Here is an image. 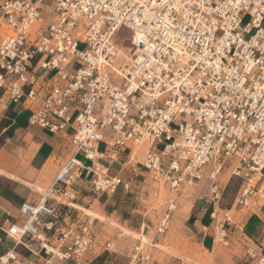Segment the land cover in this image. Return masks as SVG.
Segmentation results:
<instances>
[{
    "label": "built area",
    "instance_id": "obj_1",
    "mask_svg": "<svg viewBox=\"0 0 264 264\" xmlns=\"http://www.w3.org/2000/svg\"><path fill=\"white\" fill-rule=\"evenodd\" d=\"M0 90L27 108L39 101L28 124L73 149L49 190L0 227L12 242L0 264H33L17 247L83 264L102 221L68 205L57 215L48 200L59 191L73 201L80 182L95 195L130 193L132 181L111 168L141 148L139 167L167 192L154 238L202 180L211 204L203 233L217 246L240 229L236 215L264 208V0H0ZM225 171L239 184L220 208ZM153 249L142 231L124 264H153Z\"/></svg>",
    "mask_w": 264,
    "mask_h": 264
},
{
    "label": "crops",
    "instance_id": "obj_2",
    "mask_svg": "<svg viewBox=\"0 0 264 264\" xmlns=\"http://www.w3.org/2000/svg\"><path fill=\"white\" fill-rule=\"evenodd\" d=\"M39 104L38 101L31 108H27L22 102L12 103L0 90V227L5 221L14 222L16 220L18 210L24 202L36 203L39 195L49 190L62 164L73 153L68 138L51 134L28 124L31 111ZM144 152L145 150L141 148L137 154L142 158ZM122 160V168L116 173L119 172L123 179L132 181L133 186L134 179L144 178L143 175L146 173L136 167L140 162L134 161L133 163V160L128 162L124 156ZM231 178L234 177L229 176L222 186L223 191ZM73 191L76 193L73 201L58 196L59 191L51 195L52 199L48 200V204L56 210L57 215L65 213L67 205L106 219L116 215L114 209H116L117 201L113 198V194L95 195L85 182H80ZM222 198L219 207H229L232 201L227 206H222ZM210 211L211 204L208 199L205 203L193 204L184 215L187 235L192 239V244L196 245L200 251L211 255L212 264H262L264 261V208L244 217L235 216L241 230L235 231L229 237V244L225 248L213 244L210 236L203 233V229L210 222ZM116 216L117 222L120 217ZM103 223V221L97 223L96 242L83 255L82 263L124 264L129 250H122V243L118 245L119 240H115L117 233L112 234ZM123 224L126 230L135 235H139L145 228H148L143 221L128 220ZM110 241H113L114 247L112 250L105 251L103 246ZM154 244L157 249L160 243L154 241ZM11 247L12 242L0 229V254ZM36 247V243H33L32 248L36 249ZM156 249H153V264H159L154 260L160 256ZM16 252L29 258L33 264H52L46 263L44 256L32 255L22 247H17ZM248 253L253 257L248 256ZM163 262L174 264L167 257L163 259Z\"/></svg>",
    "mask_w": 264,
    "mask_h": 264
},
{
    "label": "rangeland",
    "instance_id": "obj_3",
    "mask_svg": "<svg viewBox=\"0 0 264 264\" xmlns=\"http://www.w3.org/2000/svg\"><path fill=\"white\" fill-rule=\"evenodd\" d=\"M47 3L48 2L45 4ZM247 20L248 19L245 18L243 22L245 23ZM128 39L129 33L127 30L122 29L117 34V49L123 62L127 61L125 57L129 58L131 49ZM82 47L83 46L79 45L78 49H82ZM102 148L103 147L101 146L100 149ZM141 160L142 158L139 157V154H136L132 162H141ZM136 167L141 169L139 165H136ZM117 170L118 168L115 166L111 168L113 174L116 173ZM143 176L144 178L134 179L135 183L130 193L124 194L117 191L113 194V198L117 201L116 209H114L117 216H115L120 217L117 222L115 216L108 217V219H106L94 213L86 212V214L91 217H99V220L103 221V224H106V228L111 230L110 232L112 234H124V237L118 238V245L122 243V250H129L138 238V235L132 234L126 230L124 228L126 226L123 223L128 220L136 222L143 221L145 225L148 226V228H145L143 231L145 239L160 243L156 249L159 251L160 256H158L157 259L154 258V260L159 264H164L163 259L165 257H167L174 264H212V256L206 252L200 251L196 245L192 244L193 241L187 235V226L184 224L183 219L184 215L187 214L193 204L195 205L197 202L205 203L209 199V182L207 180H202L194 185V187L183 198L178 209L172 216L168 230L165 234L154 238L153 231L163 210V203L167 192L163 186L154 182L149 174ZM229 176L230 171H225L220 174L218 180L220 181L221 187L225 184ZM238 182V179H236L230 185L226 196L223 198L222 205L227 206L231 203L236 192ZM116 239L117 237L115 240Z\"/></svg>",
    "mask_w": 264,
    "mask_h": 264
},
{
    "label": "trees",
    "instance_id": "obj_4",
    "mask_svg": "<svg viewBox=\"0 0 264 264\" xmlns=\"http://www.w3.org/2000/svg\"><path fill=\"white\" fill-rule=\"evenodd\" d=\"M235 180H236L235 178H231V179L229 180V182H228L226 188L224 189V191H223V193H222V197H223V198L226 196L227 191H228L230 185H231ZM238 184H239V182H238ZM237 187H238V185H237ZM223 198H222V201H223ZM221 203H222V202H221ZM221 205H222V204H221ZM222 206H223V205H222Z\"/></svg>",
    "mask_w": 264,
    "mask_h": 264
},
{
    "label": "bare ground",
    "instance_id": "obj_5",
    "mask_svg": "<svg viewBox=\"0 0 264 264\" xmlns=\"http://www.w3.org/2000/svg\"><path fill=\"white\" fill-rule=\"evenodd\" d=\"M120 52H121V50H120ZM121 54H122V52H121ZM118 55L120 56V54H119V51H118ZM127 55V54H126ZM124 56V55H123ZM125 57V56H124ZM125 59H128L127 57H125ZM99 218V217H98Z\"/></svg>",
    "mask_w": 264,
    "mask_h": 264
}]
</instances>
